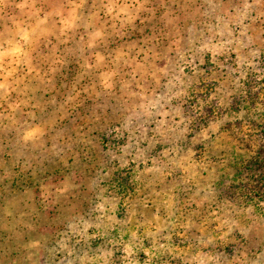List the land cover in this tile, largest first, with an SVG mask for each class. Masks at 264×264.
Returning <instances> with one entry per match:
<instances>
[{"label": "rangeland", "instance_id": "rangeland-1", "mask_svg": "<svg viewBox=\"0 0 264 264\" xmlns=\"http://www.w3.org/2000/svg\"><path fill=\"white\" fill-rule=\"evenodd\" d=\"M248 80L264 0H0V264H264Z\"/></svg>", "mask_w": 264, "mask_h": 264}, {"label": "trees", "instance_id": "trees-1", "mask_svg": "<svg viewBox=\"0 0 264 264\" xmlns=\"http://www.w3.org/2000/svg\"><path fill=\"white\" fill-rule=\"evenodd\" d=\"M252 83L259 84L256 80L245 82L246 94L238 96V101L232 103L230 110L241 111L245 103L264 104V92L252 93ZM243 127H247L252 134L242 135ZM227 131L231 136L239 134L236 140L242 152V154L235 152L232 157L236 168V175L231 180L230 189L235 191L232 194L239 193V197L245 198L244 205H252L261 210V204L264 203V112L258 120L246 116L242 121L228 123Z\"/></svg>", "mask_w": 264, "mask_h": 264}, {"label": "crops", "instance_id": "crops-1", "mask_svg": "<svg viewBox=\"0 0 264 264\" xmlns=\"http://www.w3.org/2000/svg\"><path fill=\"white\" fill-rule=\"evenodd\" d=\"M19 43L22 44V45L25 44L24 40H19ZM25 193H28V192H25Z\"/></svg>", "mask_w": 264, "mask_h": 264}]
</instances>
